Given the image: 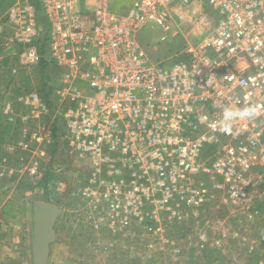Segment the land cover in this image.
Segmentation results:
<instances>
[{
	"label": "built area",
	"instance_id": "1",
	"mask_svg": "<svg viewBox=\"0 0 264 264\" xmlns=\"http://www.w3.org/2000/svg\"><path fill=\"white\" fill-rule=\"evenodd\" d=\"M148 22L200 38L176 60L154 61L136 39ZM4 57L12 74L41 57L60 68L59 139L103 193L130 192L136 178L207 179L191 192L258 214L250 210L264 186V0H11L0 7ZM17 100L18 146L54 142L55 110L36 90Z\"/></svg>",
	"mask_w": 264,
	"mask_h": 264
},
{
	"label": "rangeland",
	"instance_id": "2",
	"mask_svg": "<svg viewBox=\"0 0 264 264\" xmlns=\"http://www.w3.org/2000/svg\"><path fill=\"white\" fill-rule=\"evenodd\" d=\"M193 11L198 12V6ZM199 38L189 27L181 26L174 35L153 22L136 34L152 60L168 62ZM208 54L212 56L210 49ZM50 70L49 94L39 76L34 75L30 86L51 100L58 119L60 107L51 93L58 87L59 73L56 68ZM14 92L8 72L0 65V222L8 223L0 227L6 242V258L0 256V264H25V258L32 264L34 202L62 210L48 264H264V186L252 196L250 212L256 208L258 214H248L243 202L223 204L220 194L212 198L211 194L191 192L200 181L209 187L207 179L136 178L130 192L125 180V193H103L106 187L98 185L102 180L88 175L89 164L68 155L59 130L54 132V144L34 146L31 151L17 145L15 121L3 117L7 103H12L10 112L18 116L20 103H14ZM34 164L37 174L32 175L28 168ZM111 181L107 180V186ZM146 214H154L156 219L150 220Z\"/></svg>",
	"mask_w": 264,
	"mask_h": 264
},
{
	"label": "water",
	"instance_id": "3",
	"mask_svg": "<svg viewBox=\"0 0 264 264\" xmlns=\"http://www.w3.org/2000/svg\"><path fill=\"white\" fill-rule=\"evenodd\" d=\"M61 208L44 202H34L31 213L32 264H48L51 245L56 238V223Z\"/></svg>",
	"mask_w": 264,
	"mask_h": 264
},
{
	"label": "trees",
	"instance_id": "4",
	"mask_svg": "<svg viewBox=\"0 0 264 264\" xmlns=\"http://www.w3.org/2000/svg\"><path fill=\"white\" fill-rule=\"evenodd\" d=\"M11 2V0H1L0 1V7L3 8L4 6H6L7 4H9ZM40 52H42V50H40ZM14 59V58H13ZM4 65H8L10 63V61L12 59H10L9 57H4L3 59H0ZM55 64H53L51 61L47 60L46 57H41L40 60L31 66L30 72L26 73L24 68H22L21 72L17 75V74H13L11 75L9 73V70H7L8 72V78L11 81V83L14 84V88H15V92L14 93H19V91H28L30 89H32L34 86H30V83H32V80L34 78H37V76H39L38 81L41 82H46V94H49V92L51 91L50 86H47V82L48 79L50 77V73L51 70L50 68H55L54 67ZM18 78V79H16ZM45 94V95H46ZM41 97L44 101H46L48 104H51V100L49 102V100L47 99V97H44L43 94L41 93ZM47 181H45V185H46ZM50 198H47V200H49Z\"/></svg>",
	"mask_w": 264,
	"mask_h": 264
},
{
	"label": "crops",
	"instance_id": "5",
	"mask_svg": "<svg viewBox=\"0 0 264 264\" xmlns=\"http://www.w3.org/2000/svg\"><path fill=\"white\" fill-rule=\"evenodd\" d=\"M2 61L0 60V65H1V67H3V70H9V73L11 74V75H13L12 73H11V70H10V68H11V64L9 63L8 65H4L3 63H1ZM57 70H58V73H59V76H60V68L59 67H57L56 65L54 66ZM22 68L23 67H21V68H19L18 70V74L21 72V70H22ZM30 69H31V66H29V67H25L24 68V70H25V72L26 73H29L30 72ZM17 74V75H18ZM16 79H18V78H16ZM57 79V78H56ZM58 81H59V79H58ZM31 90H36L39 94H40V96H41V93H40V90L37 88V87H33L32 89H30V90H28V91H31ZM54 89H52V93L51 94H53L54 93V91H53ZM28 91H19V93H17L15 96H14V98H15V102L14 103H16L17 102V97H18V95H20L21 93H23V92H28ZM55 96V95H54ZM46 102V101H45ZM47 103V102H46ZM12 104V103H11ZM48 104V103H47ZM49 105V107L51 108V109H54L55 110V108H54V106L53 105H51V104H48ZM20 108V107H19ZM13 114L11 113V112H8L6 109L5 110H3V117H5L6 118V121L8 122V121H10L9 120V118L10 117H12V120L13 121H15L14 122V124L12 125L11 123H10V125H12V127H13V129H16L17 130V134H18V137H17V145H18V140H19V138H20V132H22V129H21V127H22V124H21V122L19 121V117L18 116H14L15 118H13ZM49 125L51 126V129H53V137H54V139H56L57 138V136H54V132L55 131H58L59 130V128H58V119L56 118V119H54V121H52V123L50 124L49 123ZM55 142V141H54ZM53 143V142H52ZM54 144V143H53ZM63 146H64V144H63ZM85 166H86V164H84ZM8 225V223H6V222H0V227H4V226H7ZM1 237V239H0V256H2L1 258L2 259H5L6 258V255L5 254H3V252L4 251H6L5 249H6V242H5V240H3V236L1 235L0 236ZM5 248V249H4ZM24 258V257H23ZM28 259V258H27ZM6 262V261H5ZM27 263V260H26V258H25V264ZM29 263V262H28ZM27 263V264H28Z\"/></svg>",
	"mask_w": 264,
	"mask_h": 264
}]
</instances>
